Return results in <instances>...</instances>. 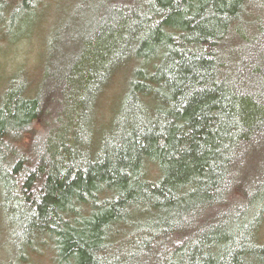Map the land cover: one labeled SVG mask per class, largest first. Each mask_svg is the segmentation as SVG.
<instances>
[{
  "label": "trees",
  "instance_id": "16d2710c",
  "mask_svg": "<svg viewBox=\"0 0 264 264\" xmlns=\"http://www.w3.org/2000/svg\"><path fill=\"white\" fill-rule=\"evenodd\" d=\"M39 37L0 63V264H264V0H0V54Z\"/></svg>",
  "mask_w": 264,
  "mask_h": 264
},
{
  "label": "rangeland",
  "instance_id": "374dc122",
  "mask_svg": "<svg viewBox=\"0 0 264 264\" xmlns=\"http://www.w3.org/2000/svg\"><path fill=\"white\" fill-rule=\"evenodd\" d=\"M43 36H46V32L43 31ZM14 50V51H13ZM13 51V52H12ZM43 51V41L39 37V41L36 44H19L11 49H9L7 52L9 53L8 56H3L0 54V63L3 65L2 62L6 63L7 68H12L17 63L22 61L23 63H20L18 66H25L29 68L30 70L34 71L40 61L41 54ZM42 263V260L39 261V264Z\"/></svg>",
  "mask_w": 264,
  "mask_h": 264
}]
</instances>
